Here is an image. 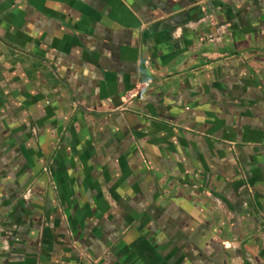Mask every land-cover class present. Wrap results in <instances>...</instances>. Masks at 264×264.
<instances>
[{
	"label": "crops",
	"instance_id": "0c3cea01",
	"mask_svg": "<svg viewBox=\"0 0 264 264\" xmlns=\"http://www.w3.org/2000/svg\"><path fill=\"white\" fill-rule=\"evenodd\" d=\"M0 264H264V0H0Z\"/></svg>",
	"mask_w": 264,
	"mask_h": 264
}]
</instances>
